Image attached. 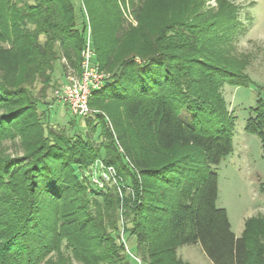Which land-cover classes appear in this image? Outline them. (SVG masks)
<instances>
[{"label":"trees","instance_id":"1","mask_svg":"<svg viewBox=\"0 0 264 264\" xmlns=\"http://www.w3.org/2000/svg\"><path fill=\"white\" fill-rule=\"evenodd\" d=\"M127 1L81 0L96 59L112 75L89 101L99 112L86 119L106 138L94 145L73 133L77 122L67 130L45 124L27 88L38 78L55 85L63 58L81 73L83 9L80 28L72 0H0V41L9 43L0 46V143L16 130L25 151L23 160L0 152V264H50L64 244L89 264H130L125 244L114 245L122 202L124 232L136 238L133 251L146 264H189L176 250L190 243L214 264H264V215L248 218L238 237L217 205V165L233 151L235 128L221 89L249 81L231 56L243 27L240 7L217 0L214 13L203 10L208 0H129L134 27ZM245 130L264 152L261 96ZM97 160L117 170L120 184H92L88 192L76 166Z\"/></svg>","mask_w":264,"mask_h":264},{"label":"rangeland","instance_id":"2","mask_svg":"<svg viewBox=\"0 0 264 264\" xmlns=\"http://www.w3.org/2000/svg\"><path fill=\"white\" fill-rule=\"evenodd\" d=\"M229 1L240 7L238 10L239 18L241 23H243V27L240 28V33L236 36V49L232 51L231 56H237L238 59L242 61V71L248 75L249 81L245 86H231L225 84L221 89L227 107L234 117L235 128L233 151L217 165L219 177V196L217 205L227 210L232 231L239 237L245 229L244 224L248 218L264 215V193L261 191V185L264 188V152L262 143L256 134L245 130L249 109L256 104L259 96L264 99V92L260 89L264 88V0ZM157 3L158 0H156V4ZM122 6H124L123 10L125 9L124 14L126 16L127 25L132 24L134 27L137 26L138 20L133 13V8L129 7L130 1L128 0L126 4L122 3ZM217 9V0H208L203 10H210L215 13ZM79 11L77 14L78 24L80 28H82V19L84 16H82V13L80 14ZM86 29L87 27L85 28V40L87 36ZM8 45L9 43L0 41V46ZM137 61L140 62L142 60L137 57ZM62 65H66L68 68L65 77L60 75L61 71L64 69ZM71 74H78V72L74 68L68 66L67 61L63 58L57 62L56 71L52 74L54 83L56 82L55 85L51 86V84L49 85L44 80L38 78L27 88L37 100L39 111L42 114V119L45 124H52L56 130H67L72 121L77 122V126L73 133L85 134L95 145L106 139L105 136L101 137V130L99 129L96 133H93L92 124H89V121H87L88 119L72 115L68 107L55 98V90L65 84L67 77ZM109 76L111 77L112 75L109 74ZM3 112L4 110L1 109L0 114ZM182 116L186 121L190 122L191 115L189 112L185 111ZM89 118L95 119L94 115ZM108 121L112 123V121ZM111 123L110 128L113 131L114 127ZM114 137L118 149L122 151L124 149L122 141L119 140L117 136ZM0 152L13 158L22 160L25 158L24 147L21 143V135L16 130L12 131V134L1 141ZM101 152L103 157H105V149H102ZM101 164V160H97L89 167L76 166L77 174L81 178L80 180L85 182L87 187L90 186L88 187V192L92 190L90 188H92L94 174H99L102 170ZM115 171V184L117 185L118 182L120 184L122 178L120 175V177L118 176L116 169ZM133 186L134 183L131 179L126 181L125 195L129 196L134 193ZM120 194L122 195V190ZM124 210L125 208L122 202L119 211L122 234L121 237L116 239L114 245H119L120 243L125 244V254L127 258L129 257L128 261L130 264H146L142 256L133 251L137 246L136 238L124 232ZM71 250L64 244L59 255L55 252L51 255L52 260L50 264H89L76 258ZM176 253L179 259L184 263L214 264L198 243L179 246ZM100 264L107 263L102 262Z\"/></svg>","mask_w":264,"mask_h":264},{"label":"built area","instance_id":"3","mask_svg":"<svg viewBox=\"0 0 264 264\" xmlns=\"http://www.w3.org/2000/svg\"><path fill=\"white\" fill-rule=\"evenodd\" d=\"M86 27L87 36L81 56V73L68 76L66 83L56 89L54 94L56 100L67 106L72 115L81 118L96 114V110L90 107L89 101L92 94L102 89L110 77L101 69L96 59L90 24L88 23ZM101 169L99 174H94L92 183L99 189L108 190L116 183V171L113 166H104L103 163Z\"/></svg>","mask_w":264,"mask_h":264},{"label":"crops","instance_id":"4","mask_svg":"<svg viewBox=\"0 0 264 264\" xmlns=\"http://www.w3.org/2000/svg\"><path fill=\"white\" fill-rule=\"evenodd\" d=\"M72 2H73V4H74V7H75V10H76V12H77V14H78V11H79V13L81 14L82 13V10L81 9H83V11H84V13H85V17H86V20H85V22H86V26L88 25V23L90 24V26H91V23H90V19H89V17H88V15H87V12H86V9H85V7H82V4H81V0H72ZM79 9V10H78ZM82 20H84V18L82 19ZM85 26V27H86ZM91 28H92V26H91ZM62 77H65L66 76V73L64 72V71H61V74H60Z\"/></svg>","mask_w":264,"mask_h":264}]
</instances>
